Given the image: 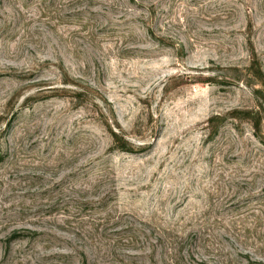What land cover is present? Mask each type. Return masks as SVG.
<instances>
[{"label":"rangeland","instance_id":"1","mask_svg":"<svg viewBox=\"0 0 264 264\" xmlns=\"http://www.w3.org/2000/svg\"><path fill=\"white\" fill-rule=\"evenodd\" d=\"M0 264H264V0H0Z\"/></svg>","mask_w":264,"mask_h":264}]
</instances>
